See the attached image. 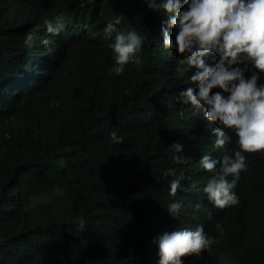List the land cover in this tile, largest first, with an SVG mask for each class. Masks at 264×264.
Instances as JSON below:
<instances>
[{"label": "trees", "instance_id": "trees-1", "mask_svg": "<svg viewBox=\"0 0 264 264\" xmlns=\"http://www.w3.org/2000/svg\"><path fill=\"white\" fill-rule=\"evenodd\" d=\"M116 14L120 27L148 36L140 71H108L102 29ZM56 15L66 29L53 37L43 21ZM162 19L147 0H0V264H157L153 238L197 223L217 242L183 264H264V150L245 153L236 205L216 208L197 191L208 175L200 156L223 153L202 115L176 114L173 94L195 69L183 71L175 49L162 46ZM173 142L186 164L166 151ZM171 167L191 177L174 197L185 205L177 218L164 207L174 199L163 175ZM198 201L211 217L192 215Z\"/></svg>", "mask_w": 264, "mask_h": 264}, {"label": "clouds", "instance_id": "clouds-1", "mask_svg": "<svg viewBox=\"0 0 264 264\" xmlns=\"http://www.w3.org/2000/svg\"><path fill=\"white\" fill-rule=\"evenodd\" d=\"M79 3L83 6L85 0ZM147 3L163 16L162 46L175 49L180 57L178 66L183 71L195 69L189 86L173 94L174 100L181 104L176 114L182 119L186 114L196 118L202 115L211 129L210 136L214 137L213 148L223 153L219 157L208 152L200 156L199 167L208 175L197 191L206 194L216 208L236 205L239 197L235 188L248 167L245 153L264 150V82L258 83L264 74V0H147ZM121 16H113L102 29L104 38H110L107 48L111 50L112 64L108 71L115 75L122 74L126 65L135 66L137 71L142 69L139 53L148 39L146 33L134 27H120ZM43 24L53 37L66 29L62 15L45 18ZM34 36V32L27 33L25 45H30ZM40 43L50 54L55 53L48 38ZM206 57H211L214 63H207ZM214 88L219 91H212ZM233 136L234 145L229 154L226 145L233 142ZM108 137L112 143L122 141L116 129L109 131ZM182 148L179 142L166 148L177 164H186L191 159L179 154ZM163 175L172 177L168 180V195L173 198L183 188V181H191V177L175 167L165 169ZM184 206L183 199L176 198L164 205L175 218ZM191 208L194 217L201 211L211 217L199 201ZM77 219V229L85 231V219ZM217 239L199 223L164 231L153 238L157 264H183L182 256L208 252Z\"/></svg>", "mask_w": 264, "mask_h": 264}, {"label": "rangeland", "instance_id": "rangeland-1", "mask_svg": "<svg viewBox=\"0 0 264 264\" xmlns=\"http://www.w3.org/2000/svg\"><path fill=\"white\" fill-rule=\"evenodd\" d=\"M39 199V198H38Z\"/></svg>", "mask_w": 264, "mask_h": 264}]
</instances>
